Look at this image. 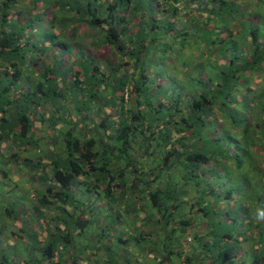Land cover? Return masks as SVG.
Listing matches in <instances>:
<instances>
[{
	"label": "trees",
	"instance_id": "obj_1",
	"mask_svg": "<svg viewBox=\"0 0 264 264\" xmlns=\"http://www.w3.org/2000/svg\"><path fill=\"white\" fill-rule=\"evenodd\" d=\"M3 143L0 264H264V0H0Z\"/></svg>",
	"mask_w": 264,
	"mask_h": 264
},
{
	"label": "rangeland",
	"instance_id": "obj_2",
	"mask_svg": "<svg viewBox=\"0 0 264 264\" xmlns=\"http://www.w3.org/2000/svg\"><path fill=\"white\" fill-rule=\"evenodd\" d=\"M40 9V8H39ZM186 21V20H185ZM184 22V21H183ZM80 37H81V39H82V41H83V43H86L87 45H88V48H86V53H89V54H91V53H93L94 52V49H93V47H94V43L91 41V38L90 37H88V33L86 32V31H82L81 33H80ZM73 55L75 54V52L73 51V53H72ZM72 54H68V55H62L66 60H71L72 59ZM107 54H109L110 55V53L108 52ZM43 58H44V60H45V62L47 63V62H49L51 59H52V54L50 53H46L45 55H43ZM214 59H216V58H214ZM174 65V64H173ZM41 67L39 66L38 67V69L39 70H41L40 69ZM166 69H168V72H170V67H166ZM171 74H174L172 71H171ZM159 81L161 82V81H163V80H161V79H159ZM10 146H11V144H10ZM13 146H11V148H12ZM6 149H8V146H6V144H0V152L3 154V155H6L7 154V151H6ZM14 149V148H13ZM28 188V185L27 184H25V188ZM183 215V214H182ZM35 219H36V221H31L30 223H29V225H27L28 227H30V228H32V229H34L35 231H37L38 233H40V236H43L44 235V230H41V229H39L38 228V225H36V222L37 221H39L38 220V218L37 217H35ZM44 222H46V221H44ZM93 222H95V221H93ZM7 224L10 226V229L11 230H14V232L15 231H17V229H13V227H12V225H11V222L10 221H7ZM115 229V228H114ZM87 231H85V233H86ZM88 234V233H87ZM127 236H129L130 234L129 233H125ZM84 237V236H83ZM89 237L92 239L93 237L91 236V235H89ZM186 237H187V235H186ZM185 237V238H186ZM86 238H88V236L87 237H85V239ZM185 240V239H184ZM23 242L24 243H27V240H26V238H24L23 239ZM82 243H84L85 244V241H82ZM185 245H183L184 246V249L186 250V249H188V247L187 246H189V245H192L193 246V244H194V242H193V239H192V241L190 242V243H184ZM127 246H129V249L131 250V245H127ZM136 252V251H135ZM141 255H143V253H141ZM145 262V261H144ZM139 264H141V263H139ZM143 264H146V263H143Z\"/></svg>",
	"mask_w": 264,
	"mask_h": 264
},
{
	"label": "crops",
	"instance_id": "obj_3",
	"mask_svg": "<svg viewBox=\"0 0 264 264\" xmlns=\"http://www.w3.org/2000/svg\"><path fill=\"white\" fill-rule=\"evenodd\" d=\"M184 247V246H183ZM188 247V249H183L184 250V252L185 253H192V245H189V246H187ZM135 248V247H134ZM134 248H132L131 247V249H132V254L130 255V257H131V259L133 258V257H135L137 260H142L143 258H142V256H144V254L141 256V255H139L138 253H139V251L138 250H136V249H134ZM136 252H135V251ZM185 253H184V255L182 256V258H180V263L182 264V261H183V259H184V257H185ZM191 255V254H190ZM144 261L146 262V264H151V260L149 259V261H148V259L146 260V259H144ZM139 262V261H138Z\"/></svg>",
	"mask_w": 264,
	"mask_h": 264
},
{
	"label": "built area",
	"instance_id": "obj_4",
	"mask_svg": "<svg viewBox=\"0 0 264 264\" xmlns=\"http://www.w3.org/2000/svg\"><path fill=\"white\" fill-rule=\"evenodd\" d=\"M192 241V237L190 235H188L186 238H185V243H190Z\"/></svg>",
	"mask_w": 264,
	"mask_h": 264
}]
</instances>
